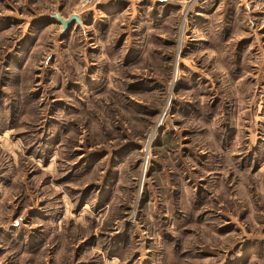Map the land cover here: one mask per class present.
I'll list each match as a JSON object with an SVG mask.
<instances>
[{
  "label": "rangeland",
  "instance_id": "374dc122",
  "mask_svg": "<svg viewBox=\"0 0 264 264\" xmlns=\"http://www.w3.org/2000/svg\"><path fill=\"white\" fill-rule=\"evenodd\" d=\"M0 264H264V0H0Z\"/></svg>",
  "mask_w": 264,
  "mask_h": 264
},
{
  "label": "water",
  "instance_id": "95a60500",
  "mask_svg": "<svg viewBox=\"0 0 264 264\" xmlns=\"http://www.w3.org/2000/svg\"><path fill=\"white\" fill-rule=\"evenodd\" d=\"M54 18L61 24V32L70 28L75 22L79 23V19L75 16H71L67 20H64L59 14H56Z\"/></svg>",
  "mask_w": 264,
  "mask_h": 264
}]
</instances>
